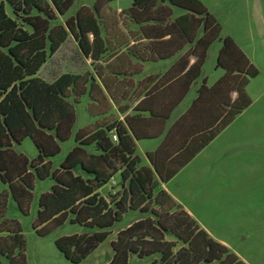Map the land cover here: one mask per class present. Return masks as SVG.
Here are the masks:
<instances>
[{"label":"trees","instance_id":"trees-1","mask_svg":"<svg viewBox=\"0 0 264 264\" xmlns=\"http://www.w3.org/2000/svg\"><path fill=\"white\" fill-rule=\"evenodd\" d=\"M111 1L82 5L59 22L74 0H0V181L27 214L35 181L52 179L38 197L32 228L45 236L66 221L85 227L54 241L72 263L97 248L125 212L138 210L144 216L110 242L107 264H127L130 254L156 256L150 264H247L160 186L251 104L246 86L257 68L231 37L221 36L220 23L200 0H131L119 13ZM173 7L184 12L173 16ZM69 35L91 59V70L41 79L39 70ZM217 39L216 67L223 74L211 85L203 78L189 106L165 129ZM176 54L163 74L132 78L143 62ZM83 95L94 121L75 132L74 146L53 168L51 157L71 136ZM25 137L37 149L33 159L15 149ZM144 139L160 141L145 153L148 165L139 167L136 143ZM115 176L119 190L100 194ZM6 198L0 193V255L25 264L20 225L4 218Z\"/></svg>","mask_w":264,"mask_h":264},{"label":"rangeland","instance_id":"rangeland-1","mask_svg":"<svg viewBox=\"0 0 264 264\" xmlns=\"http://www.w3.org/2000/svg\"><path fill=\"white\" fill-rule=\"evenodd\" d=\"M94 1L74 0L66 14L58 21L63 22L64 19L74 15L83 4L91 7ZM258 1L203 0L207 12L222 26L221 36L231 37L258 70L257 76L252 78L246 86V93L251 99V104L246 108L243 118L236 120L233 124L239 129L255 128L237 131V137L241 140L236 149L237 152L229 151L225 155L228 164L222 167L221 171L217 168L210 173L216 178L210 181L209 191L203 186V180L198 181L196 187H191L190 191L185 190L187 206L207 224H214L212 213L225 209L234 210L236 218L243 219L242 214L252 217V221L247 224L242 223V228H239L238 231L235 230L232 237H238V240L233 241L231 245L247 264H264V225L259 226L254 221L257 212L264 211V203L260 200V197L264 198V5L262 0H260L261 5L257 3ZM179 13L181 10L174 9V16ZM220 46L221 42L217 39L209 47L202 67V76L197 83L190 87L183 101L173 110L166 122L165 129L189 106L202 78L206 79L207 85H211L223 74V69L216 67V55ZM81 59L76 46L72 41H68L39 70L38 76L50 82L63 72H86L89 62L83 64ZM167 63L169 62L162 61L152 64L151 71L163 73L170 66ZM88 100V96L83 95L79 103L75 105L76 119L71 136L66 141L60 142V152L51 157L53 168L58 167L66 153L74 146L75 132L94 121L86 112ZM247 115L248 118H246ZM158 143L159 139L137 141L135 154L139 158V167L148 165L145 152L154 150ZM15 149L25 154L28 159L37 156V149L29 137H25L19 145H15ZM190 167L183 170L172 183H185V176L192 169ZM51 185V178L35 181L28 213L23 214L13 200L8 185L0 181V193L7 192L4 218L16 220L24 235L25 264H107L112 256L110 242L116 238L117 232L133 220L144 216L138 210H128L123 214L121 220L113 224L110 234L97 248L79 263H72L56 248L54 241L62 235L86 232L85 227L66 221L45 236L36 234L32 228V221L36 217L38 209V197L42 192L49 191ZM99 192L105 196L107 188L103 187ZM166 238L173 239L170 235H167ZM151 257L153 256L139 258L130 254L127 264H150ZM0 264H9V261L0 255Z\"/></svg>","mask_w":264,"mask_h":264},{"label":"crops","instance_id":"crops-1","mask_svg":"<svg viewBox=\"0 0 264 264\" xmlns=\"http://www.w3.org/2000/svg\"><path fill=\"white\" fill-rule=\"evenodd\" d=\"M200 1L205 6L203 0H200ZM262 2H263V5H264V0H262ZM257 3L259 5H261L260 0ZM110 4H114V5H110ZM130 4H131V0H128V1H126V0H113V1H111L109 3V7L112 10H115L116 12L119 13L122 10L127 9L130 6ZM83 5H85V4H83ZM174 9H179V8L173 7V13H174ZM179 10H181V9H179ZM183 12L184 11L181 10V13H179L177 16L181 15ZM130 28L133 29V30H136L137 29V26L131 24L130 25ZM68 41H72V43L76 46L77 52H78V54H80V57L82 58L81 60L83 61V64H84V62H89L88 63V66H87L88 69L86 71H90L91 70V67H90L91 66V64H90L91 63V59L90 58H85L84 56L81 55V53L79 52V49H78V46H77L75 40L70 35L67 37V39L65 40V42L60 46V48L53 54V56H51L47 60V62L50 59H52L59 52V50L63 47V45L66 42H68ZM178 56H179V54H176L175 56H173L171 58L164 59V60H158V61H154V62L153 61H145V62L142 63V70H141V72L139 74L134 75L132 78L137 82L140 79H142L145 76H148L150 74H163L164 72L163 73H155L154 71H151L152 68H153V67H151L152 64H157L159 62L166 61V62H169V63H167L168 66L169 65L171 66L172 63L176 60V58ZM193 60H194V58L191 59V62ZM47 62H45V64ZM148 71H150V72H148ZM76 73H80V71H76ZM201 76H202V74H201ZM197 82H198V80L195 81L193 84H195ZM201 82H202V80H201ZM200 83H198V86L200 85ZM198 86L196 87V89L198 88ZM113 114L118 119H122L123 118L122 115H117L114 112H113ZM244 114H246V109H244L241 113H239L230 124H228L223 130H221V132H219V134L209 144H207L183 168H181V170H179V172H177V174H175L169 181H167L164 184H161V186H160V188L166 190L178 202L179 206H181L183 209H185L198 222V224L204 230L207 231V233L211 237H213L215 240L219 241L220 243L226 245L239 258L241 256H239L238 253L231 247L233 241L238 240V237L236 238V237H232V236L234 235L235 230L238 231L239 228H242V223L247 224L250 221H252V217H247L244 214H242L243 219L236 218V213L234 212V210L225 209L223 211H219V212H216V213L215 212L212 213L213 214V219H214V224L213 225L207 224L205 221L203 222L195 214V212H193V210H191L187 206V202L185 200L186 199L185 198V190L190 191L191 187H193V186L196 187V183L198 181L203 180V186L206 187V190L209 191L208 187H209L210 181L213 178L214 179L216 178V176L213 177L212 175H210V173L214 169H217V168H219V171H221V168L224 167V166H226L228 164V161L226 160L225 155L229 151L237 152L236 149H237V147H239V143L241 141L237 137L238 136L237 135V131L252 130V129L255 128V127H252V128H248V129H246V128H242V129L240 128L239 129V128H237V126H234L233 125L234 122H236V120H239L240 118H243ZM246 118H248V115L246 116ZM159 141H160V139H159ZM150 151H152V150H150ZM189 166H191L190 168H192V169L185 176L186 177L185 183H183V184H181L179 182L172 183L173 180L183 170H187V168H189ZM116 182H117V176L113 177V182L110 180L109 184L108 185L106 184L104 186V188H107V193H106L105 197H107L108 193L114 194L116 191L119 190V186H115L116 185ZM113 186H115V187H113ZM260 200L263 201V203H264V198L262 199V197H260ZM259 203H260V201H259ZM138 219L139 218H137L135 220H138ZM135 220H133V221H135ZM254 221L259 226L260 225H264V211H260L259 210L257 212L256 217L254 218ZM129 224H127L126 226H128ZM242 238H245V237L242 236ZM151 258H152L151 259V261H152L154 258H156V256H153Z\"/></svg>","mask_w":264,"mask_h":264},{"label":"built area","instance_id":"built-area-1","mask_svg":"<svg viewBox=\"0 0 264 264\" xmlns=\"http://www.w3.org/2000/svg\"><path fill=\"white\" fill-rule=\"evenodd\" d=\"M113 138L115 139V136H113ZM111 181L113 182V177L111 178Z\"/></svg>","mask_w":264,"mask_h":264}]
</instances>
